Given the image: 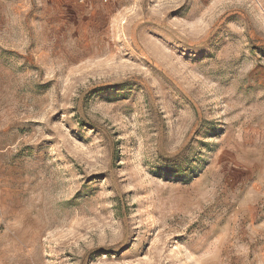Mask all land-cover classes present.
Here are the masks:
<instances>
[{
	"label": "rangeland",
	"instance_id": "rangeland-1",
	"mask_svg": "<svg viewBox=\"0 0 264 264\" xmlns=\"http://www.w3.org/2000/svg\"><path fill=\"white\" fill-rule=\"evenodd\" d=\"M0 264H264V0H0Z\"/></svg>",
	"mask_w": 264,
	"mask_h": 264
},
{
	"label": "built area",
	"instance_id": "built-area-1",
	"mask_svg": "<svg viewBox=\"0 0 264 264\" xmlns=\"http://www.w3.org/2000/svg\"><path fill=\"white\" fill-rule=\"evenodd\" d=\"M82 1H85V0H82ZM101 1H103V2L107 3L109 0H101Z\"/></svg>",
	"mask_w": 264,
	"mask_h": 264
}]
</instances>
